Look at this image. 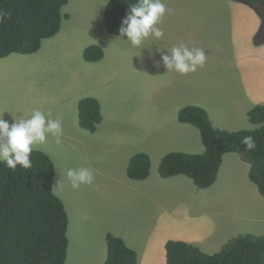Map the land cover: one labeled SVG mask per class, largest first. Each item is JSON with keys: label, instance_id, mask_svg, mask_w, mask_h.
I'll use <instances>...</instances> for the list:
<instances>
[{"label": "rangeland", "instance_id": "374dc122", "mask_svg": "<svg viewBox=\"0 0 264 264\" xmlns=\"http://www.w3.org/2000/svg\"><path fill=\"white\" fill-rule=\"evenodd\" d=\"M108 1L70 0L61 11L71 17L64 29L84 30L86 24L85 42L104 52L96 64L71 61L65 69L69 78L64 85L73 90L74 97L63 95L59 104L54 92L58 83L45 79L56 78L58 57L54 68L35 67L32 56H22L21 65L7 60L0 88L4 92L0 96H7L0 115L10 124L34 109L62 120V144L56 145L49 137L47 144L33 149L46 153L55 166L53 193L68 216L69 261L79 257L81 249L103 246L104 234L110 233L134 250L136 264H166L165 248L149 243L165 213L174 217L163 219L162 231H173L179 242L209 256L240 235L264 237L260 199L252 201L250 195H242L238 207L221 206L216 201L222 197L212 189L197 190L185 177L164 180L158 175L165 155L181 150L195 153L200 148L198 130L178 122L182 108L203 109L217 130L255 128L247 112L264 105V32L257 12L239 0H166L173 12L160 21V28H167L163 40L150 36L135 48L127 37L117 39L107 33L103 14ZM181 42L205 51L206 62L194 73L182 75L163 67L161 57L170 55L171 47ZM82 47L79 43L77 51ZM70 51L64 46L57 53L76 55ZM44 54L45 48L39 55ZM84 97L100 104L102 122L95 134L64 121L54 109L62 105L67 112ZM142 151L151 159L150 177L130 180L128 161ZM80 167L94 170V182L73 189L66 171ZM228 176L235 180L231 171ZM59 180L62 186L56 187ZM229 185L239 186L237 181ZM96 258H103L102 250Z\"/></svg>", "mask_w": 264, "mask_h": 264}, {"label": "trees", "instance_id": "16d2710c", "mask_svg": "<svg viewBox=\"0 0 264 264\" xmlns=\"http://www.w3.org/2000/svg\"><path fill=\"white\" fill-rule=\"evenodd\" d=\"M70 0H0V59L12 54L32 56L42 51V43L55 37L68 14L62 9ZM254 9L264 32V0H240ZM137 0H109L103 14L104 27L114 37L121 21ZM44 56V55H43ZM88 64L100 62L104 52L90 45L82 53ZM255 126L252 130H217L206 112L195 106L182 108L177 119L198 130L200 150L171 152L160 159L161 179L185 177L197 190H206L216 182L222 157L239 155L250 164L249 181L264 197V105L247 112ZM80 128L95 134L102 122L99 102L86 97L77 105ZM252 136L255 149L241 143ZM32 167L9 170L0 162V264H68V216L62 201L53 193L55 166L44 152L30 155ZM151 159L147 151L134 154L128 161L126 176L133 181L150 177ZM107 257L104 264H136L137 255L122 237L106 234ZM166 264H264V237L240 235L221 252L209 256L192 245L168 241ZM78 258V257H77Z\"/></svg>", "mask_w": 264, "mask_h": 264}, {"label": "clouds", "instance_id": "9594fccd", "mask_svg": "<svg viewBox=\"0 0 264 264\" xmlns=\"http://www.w3.org/2000/svg\"><path fill=\"white\" fill-rule=\"evenodd\" d=\"M172 12L173 9L166 7L163 0H137L121 21L117 39L127 37L131 46L135 48L141 47L142 43L150 36L160 40L164 37L160 21L166 13L171 14ZM206 59L205 51L202 48L190 47L183 42L171 47L170 55L161 57L163 67L167 71L182 75L196 72L198 68L204 66ZM49 137L53 138L56 145H61L63 142L62 120L59 117L53 118L51 113L45 114L39 109H34L27 116L15 118L11 124L0 115V162L12 171H15L17 166L23 169L31 168L30 155L33 152V146L47 144ZM241 143L248 151L256 147L252 136L244 137ZM66 178L73 189H78L81 185H91L94 182L95 174L94 170L88 167L70 168L66 171ZM55 186L61 187L62 181H57ZM105 236L106 234H104V241ZM101 248L104 253L102 262L104 264L107 257L106 245L104 244ZM91 249H85V253L89 255L92 253Z\"/></svg>", "mask_w": 264, "mask_h": 264}, {"label": "crops", "instance_id": "0c3cea01", "mask_svg": "<svg viewBox=\"0 0 264 264\" xmlns=\"http://www.w3.org/2000/svg\"><path fill=\"white\" fill-rule=\"evenodd\" d=\"M163 2L166 4L168 1L163 0ZM71 17L68 15V19H64L62 21L61 27L63 25V30L62 32L59 31L58 35L54 37L53 39L46 40L44 43H42V49L45 48V54L44 56H40L38 53L32 55V59L35 61V67H52L56 64H58V59H59V64L57 66V76L55 79H50V78H45L46 80L50 81H55L58 83V87L54 90V92L57 94L61 104L62 97L64 95V98L66 99L67 95H72L74 97L75 93L73 90H68L69 88L64 85V80L65 83L67 84V79L69 76L66 75L65 69L68 67L71 61H77V62H82V53L84 49L89 45V43L85 42V38L87 37V33L85 32L88 27L85 24L84 25V30H79L78 28H68L64 29V24L69 21ZM60 27V29H61ZM162 30L164 31V34L166 33L167 28L163 27ZM111 37H109L108 41L110 42ZM79 43L83 45L82 49L80 51H77ZM64 46L69 47L72 49L74 54L76 55H71V53H63L61 55H58V50ZM57 55V56H56ZM22 56L12 54L4 59H0V88L3 90V86L5 83V65L7 64V60H11V62H15L18 65H21ZM58 57V59H56ZM45 58V59H42ZM44 63V64H43ZM63 63H65L63 65ZM42 65V66H41ZM63 65V67H62ZM62 67V68H61ZM42 68V69H44ZM44 76H46L44 74ZM2 90H0V93H4ZM77 92V91H75ZM62 94V96H59ZM86 98V97H84ZM83 99V98H81ZM80 99V100H81ZM7 100V96H0V110H1V104ZM79 100V101H80ZM51 106V105H50ZM53 107V106H52ZM54 108V107H53ZM5 107L3 108V110ZM57 112V114L66 122L72 124V125H78V120H77V108H73L72 110L65 111L64 107L59 105L58 108H54ZM200 148L197 150L199 151ZM196 151V152H197ZM250 169V164L246 162L244 159H242L239 155L237 154H226L222 158L221 166L219 169L218 173V179L216 183L209 189H212L214 191L215 196H220L222 197L221 200L216 201V204L221 205V206H236L238 207L241 204V197L242 195H250L251 200H259L260 202H264V198L258 195V191L256 187L249 181L248 179V173ZM228 171H231L235 177V180H232L228 176ZM227 179V180H224ZM231 181H237L238 187L235 188L230 184ZM250 186L252 188H250ZM232 187L231 191H229V188ZM256 215H251L253 217ZM174 217V213H165L162 215V217L159 219L158 224L152 233L150 234L151 245H160L165 248V244L167 241L172 240V241H178V236H174L175 234L173 231L167 232V231H162L161 230V224L163 222V219H170ZM203 228H199V230H202ZM149 230V229H148ZM97 248V247H96ZM93 247L91 249V252L88 256L90 258L89 261H87L85 264H102L103 259H104V253L101 248V245L96 249ZM102 250L103 258L101 260L96 258V254ZM69 253V252H68ZM77 258H72L69 261L68 258V264H75ZM71 262V263H70Z\"/></svg>", "mask_w": 264, "mask_h": 264}, {"label": "flooded vegetation", "instance_id": "af4514ba", "mask_svg": "<svg viewBox=\"0 0 264 264\" xmlns=\"http://www.w3.org/2000/svg\"><path fill=\"white\" fill-rule=\"evenodd\" d=\"M91 248H88V249H91ZM89 260H90V258H88L87 254L85 253V249H81V255H79V257L77 258L75 264H80L81 262L83 264H85Z\"/></svg>", "mask_w": 264, "mask_h": 264}]
</instances>
